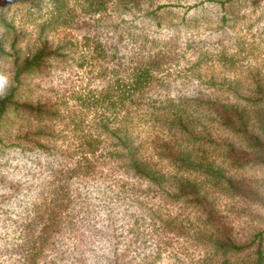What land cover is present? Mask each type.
Masks as SVG:
<instances>
[{
  "label": "trees",
  "instance_id": "obj_1",
  "mask_svg": "<svg viewBox=\"0 0 264 264\" xmlns=\"http://www.w3.org/2000/svg\"><path fill=\"white\" fill-rule=\"evenodd\" d=\"M239 1L0 0L4 264H155L180 236L194 264H264L214 187L262 199L234 169L264 164V72L202 71L240 67Z\"/></svg>",
  "mask_w": 264,
  "mask_h": 264
},
{
  "label": "rangeland",
  "instance_id": "obj_2",
  "mask_svg": "<svg viewBox=\"0 0 264 264\" xmlns=\"http://www.w3.org/2000/svg\"><path fill=\"white\" fill-rule=\"evenodd\" d=\"M181 3H190L193 0H180ZM241 8L237 10V21L234 25V30L239 35V39L244 41L247 48L240 53L238 64L240 67L228 68L221 63H210L204 66L203 74L220 78L223 75H238L241 77L247 76L249 68L260 67L261 72L264 67V15H261L262 8L264 7V0H242L236 3V7ZM183 9V8H182ZM244 12V13H243ZM234 31V32H235ZM251 66V67H250ZM242 68V69H241ZM59 75V73H58ZM89 73L84 68L77 70L71 77L72 82L81 86H90ZM57 80L56 75L45 79L42 82V89L45 94L56 96L55 89L51 88V84ZM61 92L62 89H58ZM67 95V91L64 96ZM57 96H59L57 94ZM62 123L59 124L61 127ZM16 162L11 163L8 168V175L10 177H18ZM238 174L249 176L255 180V186L259 189L262 199L260 201H252L239 196L232 195L230 192L220 190L218 186L216 195L219 207L223 213L227 215L228 220L233 226V231L240 239L248 238L252 232L258 228H264V164H248L234 169ZM189 210L188 208L186 211ZM4 228L0 226V235H3ZM0 239V244L2 243ZM171 250V251H169ZM169 250L163 253L162 257L156 261L155 264H194L195 259L202 253V249L194 245L183 236L173 240ZM0 264H4L1 261Z\"/></svg>",
  "mask_w": 264,
  "mask_h": 264
},
{
  "label": "clouds",
  "instance_id": "obj_3",
  "mask_svg": "<svg viewBox=\"0 0 264 264\" xmlns=\"http://www.w3.org/2000/svg\"><path fill=\"white\" fill-rule=\"evenodd\" d=\"M8 85H9L8 75L0 72V92H3Z\"/></svg>",
  "mask_w": 264,
  "mask_h": 264
}]
</instances>
